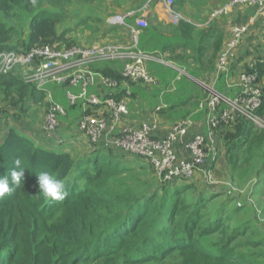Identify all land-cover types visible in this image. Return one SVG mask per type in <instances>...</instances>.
Masks as SVG:
<instances>
[{"label": "trees", "instance_id": "16d2710c", "mask_svg": "<svg viewBox=\"0 0 264 264\" xmlns=\"http://www.w3.org/2000/svg\"><path fill=\"white\" fill-rule=\"evenodd\" d=\"M73 1L79 0H0V52L20 53L32 46L64 42L71 29L59 32L58 26L63 22V6ZM138 1L136 8L122 13L135 11L137 16L144 5L153 7L149 0ZM179 4L178 11L201 27L180 22L176 38L186 42L160 46L162 52L168 53V59H161L158 64L164 66L169 61L193 77L203 78L213 72L214 59L227 38L225 35L223 39L216 26L226 16L209 20L202 16V5L197 6V0H179ZM248 7L252 13L256 12L255 7ZM14 14L27 20L19 23V30L13 22ZM133 21L128 20L130 24ZM141 30L138 45L148 31ZM186 45L196 47L193 58L180 49ZM207 48H212V58L205 54ZM141 51L159 58L154 52ZM104 67L102 73L121 80L119 73ZM256 67L259 80L264 75L263 66ZM3 79L6 89H17L18 97L28 96L34 102L43 99L42 92L19 76ZM134 86L138 85L120 87L116 98H123L128 89L131 93ZM192 97L196 99L191 95L167 104L159 115L171 116L190 106ZM263 107L264 88L261 116ZM254 130L263 132L239 121L229 133L232 139L226 142L227 148L239 149ZM229 134L223 137L225 141ZM16 158L21 159V166L26 169L21 185L0 198V264H264V255L260 257L253 251L258 244L240 242L245 227L229 228L224 221L228 199L212 206L209 212L206 209L216 197L213 192L186 193L193 186L186 181L162 185L156 182L148 164L153 174L144 172V166L138 163L135 166L129 155L92 149L75 158L63 149L36 146L33 140L10 129L0 140V176L9 174ZM41 171L64 180L67 195L63 200H45L39 194L37 175ZM252 231L249 228L248 232Z\"/></svg>", "mask_w": 264, "mask_h": 264}, {"label": "built area", "instance_id": "2783aa9c", "mask_svg": "<svg viewBox=\"0 0 264 264\" xmlns=\"http://www.w3.org/2000/svg\"><path fill=\"white\" fill-rule=\"evenodd\" d=\"M149 1L153 6L157 3L155 7L163 11L169 23L177 25L181 21V14L174 9L172 0ZM248 6L255 7L258 14L264 12V0H226L210 14L209 20L228 16L233 9ZM139 11L137 16L135 11L117 13L105 21L108 28H124L128 45L101 41L86 46L62 48L48 44L32 46L20 53L0 52V77L19 72L24 83L43 93L47 103L41 123L43 134L54 135L61 129L60 119L67 116L65 108L52 100L47 89L51 84L62 85L67 89L65 96L69 108L78 110L72 126L92 149L143 158L162 185L175 181L190 183L198 172L207 182H212L214 173L206 167V162L210 153L212 157L217 154V138L223 130H231L239 121L257 130L264 129V117L259 114L262 88L258 85V62L251 65V72H241L236 80H229L237 60V46L248 32L249 24L232 26L217 55L213 77L205 85L208 96L199 103V109L204 113V133L190 134V123L179 121L161 134L157 120L166 104L153 110L151 122L135 127L123 124L130 111V90L123 98H116L120 87L126 88L128 84L149 87L157 84V79L146 70L145 63L158 62V59L138 48L141 29L146 27V13H150L151 8L146 4ZM130 19L134 20L132 24L128 22ZM120 60L126 61L119 72L121 80L96 70L98 66ZM219 78L223 91L217 87ZM229 91H233L232 96L224 94ZM54 139L55 146H64L62 137Z\"/></svg>", "mask_w": 264, "mask_h": 264}, {"label": "rangeland", "instance_id": "374dc122", "mask_svg": "<svg viewBox=\"0 0 264 264\" xmlns=\"http://www.w3.org/2000/svg\"><path fill=\"white\" fill-rule=\"evenodd\" d=\"M174 1L176 8H180L179 0ZM198 2L201 4L202 0H198ZM139 4L140 1L138 0H121L119 7L118 0H105L102 2L98 0L73 1L71 4L63 6V22L58 26L59 32L66 28H70L71 31L66 35L64 42H59L55 45L63 48L71 43L86 46L94 45L101 41L119 42L122 37L118 33H123L125 31L124 28L110 27L109 30L105 25L106 19L117 13L123 12L128 8H136ZM222 4L223 3L220 5ZM155 6H157L156 2L152 7L151 15L150 13H146L145 28H147L148 31L145 32V35L143 33L144 37L143 35L141 36L139 47L146 52H154L155 56L159 57L160 60H167L168 53L166 51L162 52L159 48L160 46L173 44L177 46L178 44L186 42L183 38H176L177 35L175 30L178 24L182 21L194 25L197 24L187 19L180 11H178V8H174L179 14H181L182 19L177 25H173L169 23V18L163 14L161 9L159 12L154 10ZM217 8L213 9L207 15V18L209 16L210 19V14ZM147 15H149V18H147ZM23 17L24 16L19 14L13 15V22L15 23L16 29H18L20 22H23L24 20L27 21L25 18L23 19ZM95 19L100 21L96 23L94 21ZM259 44L262 43H258V40L243 38V41L239 46L240 50L237 47L238 50L236 51V54L238 52V58H242V55L245 57L248 51L253 55L257 54L260 50V48L257 47ZM262 48H264V46ZM180 49L192 58L194 54H196V47L191 48L190 45H186V47ZM212 53V48H207L205 53L207 57L210 56V58H212ZM239 59H237L235 63V68ZM254 60H257L258 65L263 66L262 70L264 71V62L261 61V56L254 58ZM165 62L168 63H165L164 66L159 65L156 62L145 63L146 70L157 79V84L154 87L148 88V92L143 91L142 87L134 86L132 88L135 90L133 91V94L137 95V98H128L130 111L126 118L127 124L125 125L137 127L143 122L152 121L153 117L151 114L157 106L160 104L170 105L171 103H178L183 100L181 99V95L190 91L189 95L196 97V99L193 97L191 98L190 106L178 109V111L176 113L174 112L175 114L173 113L171 116L166 113L162 117L159 116L157 123L161 134H165V132L179 121H188L192 133L202 134L203 130H201V126L203 124L204 113L199 109V103L204 101L208 96V90L205 88V85L211 82V78L214 74V66L211 74L206 73L202 76L203 78H196L187 73L183 68L173 65L169 61ZM125 63L126 61L120 60L119 62L100 66L97 69L102 71L104 66V68H108L107 66H109L111 71L119 73ZM238 74H240L239 71L234 75ZM9 76H19L22 78V75L19 72L17 74L12 73ZM204 78L206 79L204 80ZM220 81L219 78L217 82L220 83ZM3 82V77H0V135L12 125L17 133L24 136L30 135L34 141L35 138L41 139L39 136L41 135L44 139L55 144L56 140L54 138L58 136L62 137L64 143L67 142V140L63 138V131L68 130V124H66L64 128L59 129L54 135H46L41 132V120H43V115L46 109L45 100H43L44 98L41 101L35 102L28 98V96L20 98L17 94L15 95L17 89L8 90ZM47 89L51 92L52 100L60 103L67 111L68 117H62L60 121L68 122L69 118L74 114L72 109L69 108L65 96L67 89L62 85L55 84L48 85ZM218 89L223 91L220 87H218ZM193 91L194 93L191 94ZM232 92L233 91H229L224 94L232 96ZM27 111H31V116L27 115ZM35 113L38 114L37 118ZM30 118H33L36 123L29 121ZM7 120L12 121V124L5 125ZM260 131L263 132H256V130L252 131L247 137L245 143L239 149H233L234 151H230L226 146V142L232 139L231 134L228 135L227 141L225 142H223L224 138L218 136V154L212 157V153H210L208 155L209 160L206 162V167H209L214 173L213 181L207 182L203 174L198 172L192 183V188L186 193H195L199 190H209L213 192L212 194H215L216 197L213 199L211 206L206 209L209 212H211L212 206L219 205L221 202H227L229 200V203L225 208L223 217L224 221L227 222L229 228L245 227L246 233L240 238V242L258 244L256 248H253V251L256 254H260V257H263L264 129ZM86 154L88 153H83L78 155V157L80 158ZM129 157L133 160L135 166L138 163L137 165L144 166V172H148V174L151 172L153 174L143 158L134 155H130ZM154 178L156 177L154 176ZM156 182H158V179ZM212 188L213 190H211ZM249 228H252L253 231L248 232ZM200 246L207 247L206 245Z\"/></svg>", "mask_w": 264, "mask_h": 264}, {"label": "crops", "instance_id": "0c3cea01", "mask_svg": "<svg viewBox=\"0 0 264 264\" xmlns=\"http://www.w3.org/2000/svg\"><path fill=\"white\" fill-rule=\"evenodd\" d=\"M224 1L225 0H202V3L200 4L197 0V6L202 5V9H203L202 16H207L213 9L221 6L220 4L223 3ZM154 8H155L154 9L155 11L159 12V10H160L159 7H154ZM151 10H152V8H151ZM208 18H209V16H208ZM247 22L249 24V28H248V32L243 36V38L244 39L248 38L250 40H258V43H262V44L257 45V47L260 48V50L255 55L251 54V52L248 51L245 57H243V55H242V58L239 59L237 56V59H239V62L240 61L241 62L240 63L238 62L239 64L237 63L236 68H235V63L237 60L234 62L232 69H231V74H230L231 79H229V80H233V81L236 80V78L239 75V74L234 75L236 72L239 71L241 73V72L249 70L251 65L254 62H257V60H254V58L261 56V61L264 62V48H262L264 46V12L262 14H258L257 12L252 13L250 10V7H238V8L233 9V11L228 16H226L222 20H219L218 23L216 24V26L219 28V30L223 33V39H224L225 35L229 36V32H230L232 26L239 25V24H245ZM196 26L201 27V25H198V24ZM227 29H228V31H227ZM118 34H120L122 37L119 42L117 41L118 44H120L122 46L127 45L128 39H127V36L125 34V31L123 33L119 32ZM243 38L237 46L239 48V50H240L239 46L242 43ZM238 48L236 49V51L238 50ZM237 54H238V52H237ZM244 55H245V52H244ZM157 59H159V58H157ZM245 66H246V68H245ZM234 68H235V71H234ZM258 85L261 88H264V75L261 77V79L259 78ZM138 87H142L143 91H146V92L149 91L148 88H151V87L146 86V85H140V86L138 85ZM217 87H220L223 89V87L220 83L217 85ZM133 91H135V90H133V89L131 90L132 95L128 96V98H131V99L137 98V95L133 94ZM189 94H190V92L188 93L187 96L190 97L191 95H189ZM187 96L181 97V99H185ZM45 105H46V102H45ZM45 111H46V109H45ZM72 112L74 115L72 117L70 116L71 118H69L68 122H63V121L61 122V129L64 128L66 126V124H68L67 125L68 130L63 131L64 132L63 138H65L67 140V142L64 144V146H62L60 148H63V150L65 152H68L73 157H78V155H81L83 153H90V151L92 150V147H91L90 143L83 137V135L78 133L75 130V128L72 126V120L78 116L77 115L78 110L73 108ZM26 113H27V115L31 116V111H27ZM35 114H36V118H37L38 114L37 113H35ZM44 115H45V113H44ZM44 115H43V117H44ZM151 116L153 117V114H151ZM66 117H68V115ZM29 121L36 123L33 118H30ZM149 122H151V121H149ZM41 123H42V120H41ZM6 124H12V121L7 120L5 125ZM124 124H127L126 119L124 120ZM10 129H15V128L12 125H10L9 128H7L0 135V140H1V138H5L7 136ZM40 130H41V127H40ZM201 130H203L202 131V134H203L204 130H205L204 124H202ZM41 132H42V130H41ZM231 132H232V129L229 131H228V129L223 130V134L221 137L223 138L225 135H227ZM190 134H196V133H192L190 130ZM39 136L41 139L35 138V141L33 140L32 137H30V135H27L24 137L33 140L34 144L36 146L48 148V149L55 150V151L58 150L59 147L55 148V146L52 144L51 141L44 139L41 135H39ZM223 142H225V139H223ZM217 147H218V142H217ZM195 178H196V176H195ZM195 178H194V180H195ZM194 180L192 181V183L194 182ZM192 183H191V185H193Z\"/></svg>", "mask_w": 264, "mask_h": 264}, {"label": "clouds", "instance_id": "9594fccd", "mask_svg": "<svg viewBox=\"0 0 264 264\" xmlns=\"http://www.w3.org/2000/svg\"><path fill=\"white\" fill-rule=\"evenodd\" d=\"M158 62H160L159 59ZM56 147L58 146H55V148ZM58 149L63 148L59 147ZM12 163L13 167L10 169L9 174L0 176V198H3L6 194H9L11 191H13L14 186L21 185V181L26 168L21 166L22 161L20 158L14 159ZM37 183L39 194L45 200H63L67 195V193L64 191V180L62 178H58L56 175L52 174L49 171H41L37 175ZM10 185H12L13 187H10Z\"/></svg>", "mask_w": 264, "mask_h": 264}]
</instances>
